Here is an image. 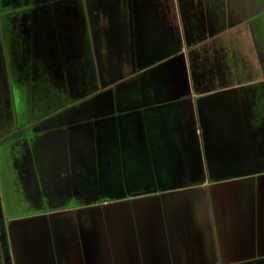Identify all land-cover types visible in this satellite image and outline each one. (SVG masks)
Instances as JSON below:
<instances>
[{"label": "crops", "instance_id": "crops-1", "mask_svg": "<svg viewBox=\"0 0 264 264\" xmlns=\"http://www.w3.org/2000/svg\"><path fill=\"white\" fill-rule=\"evenodd\" d=\"M123 1L125 15L109 25L98 21L93 6L91 41L96 46L101 29L102 38L116 46L120 72L161 69V77L167 70L177 82L176 98L167 99L161 88L162 102L153 105L151 117H105L91 127H74L77 117H37L35 123H53L23 138L22 151L31 141L40 168L50 163L44 162L46 150L57 154L66 136L71 148L90 149L99 135L111 162L107 166L108 158H102L101 168H135L139 177L128 174L130 184L138 179L136 184L165 187L126 198L104 194L107 202H140L141 212L156 226L154 246L129 264L263 259L264 0H132V6L131 0ZM168 102L178 109L187 105L192 117H154ZM201 108L213 113L198 117ZM86 162L90 170L91 161ZM18 172L22 176L25 171L19 168L17 177ZM104 179L115 184L111 180L119 177L107 174ZM34 217L42 216L24 219ZM44 244L53 264L48 233Z\"/></svg>", "mask_w": 264, "mask_h": 264}, {"label": "flooded vegetation", "instance_id": "flooded-vegetation-1", "mask_svg": "<svg viewBox=\"0 0 264 264\" xmlns=\"http://www.w3.org/2000/svg\"><path fill=\"white\" fill-rule=\"evenodd\" d=\"M93 6L98 9V21L108 25L116 23L126 11L123 0H0V117H13L12 128L24 123V130L30 129L37 118L13 113L20 87L29 92L33 114L43 115L47 107L59 112L69 110L64 117H77L74 127H91L93 121L100 123L105 117H151L153 105L162 102L161 88L167 92V99L176 98L177 82L167 70L161 77L157 74L161 69L120 72L114 59L116 46L108 37L102 38L101 29L94 46L89 26ZM176 106L168 102L154 112V117H192L185 106ZM209 112L201 108L197 115L208 117ZM43 117L48 120L56 115ZM10 136L0 134L1 142L7 139L4 146L11 148L10 172L24 169L27 177L25 172L22 176L18 172L23 184L20 190L34 206L21 219L4 224L9 264L14 260L22 264L27 258L30 262L26 264H50L49 248L44 244L46 233L53 264H129L134 257L140 261L147 255L155 244L156 226L141 212L142 204L107 202L104 194L115 192L126 198L165 187L136 184L138 179L130 184L127 175L137 178L140 172L135 168H101L102 158H108L107 166L111 162L99 135L90 149L71 148L66 136V146L57 151L61 162L51 160L40 168L31 141L26 142L27 152H17L7 143ZM120 149L124 151L125 147ZM122 156H126L124 152ZM87 160L91 161L90 170L86 169ZM107 174H118L119 179L109 184L104 179ZM48 186H54V191H48ZM39 215L42 217L24 219ZM8 230L12 232L10 238ZM242 264H264V258Z\"/></svg>", "mask_w": 264, "mask_h": 264}, {"label": "rangeland", "instance_id": "rangeland-1", "mask_svg": "<svg viewBox=\"0 0 264 264\" xmlns=\"http://www.w3.org/2000/svg\"><path fill=\"white\" fill-rule=\"evenodd\" d=\"M19 92L20 93L19 95H17L18 98L16 99L14 109H12L13 113H16V114L18 113L19 117H43L44 115H47V117H51L53 116V114L56 115V117H64V115H66L67 112L69 111L68 110L66 112L65 111L59 112L58 111L59 109L56 110L51 107H47L42 112L43 115H41V113H38V112L33 114L31 111L28 90L25 88L21 89L20 87ZM185 106L187 109H189L187 105ZM5 111L8 112L7 110ZM0 113L2 114V112ZM9 115L11 116V114ZM12 118L13 117H0V134L7 133L11 135L7 143L13 148H15V151L17 152L22 151L21 140L23 138H32L34 131L42 132V130L47 129L45 127H47V125L50 124L49 122L35 123L36 122L35 121L36 119H35L33 121L34 126L31 127L30 129L24 130V128L22 127L24 123H21L19 125V128L17 127V125L16 127L12 128V122H11ZM43 124H44V128H43ZM51 138L52 136L47 137L48 140H50ZM4 141L1 142L0 140V219H2V222L4 221L5 226H7L8 224L7 220L11 221L13 219H21L24 214H28L32 212V209H33L32 207L34 205H32L30 202L25 200L24 193L20 190V188L22 189L23 187L21 180H19V177L17 179V176H15L14 174L10 172L9 153H10L11 148H7L9 146H4L5 145ZM46 147H48V145ZM46 152L48 153L45 154L44 158L46 159L44 162H47V159L51 161V158L52 160H54L53 162H56V163L61 162V159L60 157H58L57 154L51 153L52 156H50V150H46ZM25 176L27 177L26 172H25ZM24 182H27V180H24ZM51 188L54 191V186H48V191H50ZM30 193H32L31 186H30ZM51 203L54 204L55 202H51ZM126 210H128V208H126ZM3 257H5L6 264H9V257L8 255L6 257V253L4 250L2 252L1 242H0V264H3Z\"/></svg>", "mask_w": 264, "mask_h": 264}, {"label": "trees", "instance_id": "trees-1", "mask_svg": "<svg viewBox=\"0 0 264 264\" xmlns=\"http://www.w3.org/2000/svg\"><path fill=\"white\" fill-rule=\"evenodd\" d=\"M4 222V221H3ZM2 222V219H0V242H1V248L5 251L6 257L8 254V243H7V232L4 226V223Z\"/></svg>", "mask_w": 264, "mask_h": 264}]
</instances>
